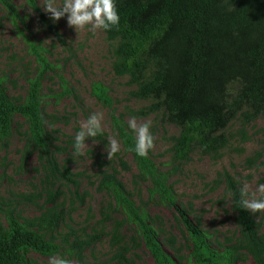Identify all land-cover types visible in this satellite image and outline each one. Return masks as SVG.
Segmentation results:
<instances>
[{
  "label": "rangeland",
  "instance_id": "obj_1",
  "mask_svg": "<svg viewBox=\"0 0 264 264\" xmlns=\"http://www.w3.org/2000/svg\"><path fill=\"white\" fill-rule=\"evenodd\" d=\"M9 1L18 20L15 24L11 22L0 6V85L10 100L22 101L27 79L34 75L37 65L28 43L42 49L43 57L53 66L40 89L43 127L57 166L75 183L59 178L51 186L44 184L36 151L24 148L27 124L20 116L13 115L8 136L0 138V230L6 228L7 216L33 225L43 221L39 229L36 226L32 229L56 246V251L46 256L26 251L23 259L32 264H48L50 257L56 255L71 260L72 264H154L133 227L124 221L121 213L113 212L110 198L95 190L99 173L107 171L115 173L134 206L146 213L164 252L179 264H191L174 209L161 204L151 194L150 182L138 178L131 156L122 146L108 160L107 137H116L111 117H121L127 127L133 117L138 123L151 121L155 147L147 158L164 175V184L175 205L185 211L192 225L217 250L233 244L237 231L222 173L231 176L240 189L247 184L250 190H255L264 184V115L247 124L231 122L225 130L227 145L219 157L193 152L186 162L171 165L170 139L177 135V128L166 122L161 111L144 117L137 115L149 101L133 98L130 92L134 86L127 84V77L113 73L111 46L102 30L78 35L64 16L59 21L52 20L63 41L59 43L39 25L24 0ZM34 1L50 18L43 9V0ZM98 88L106 102L98 98ZM93 112L104 114L103 134L95 138L96 142L86 139L85 155L76 157L73 155L75 134ZM45 191L55 194L53 203L46 201ZM58 212L55 226L49 229L46 225L49 215ZM251 215L261 234L262 214ZM116 222L121 224L116 229L117 239L113 240ZM74 241L85 244L76 249ZM235 255L233 264H255L243 250H237Z\"/></svg>",
  "mask_w": 264,
  "mask_h": 264
},
{
  "label": "trees",
  "instance_id": "obj_2",
  "mask_svg": "<svg viewBox=\"0 0 264 264\" xmlns=\"http://www.w3.org/2000/svg\"><path fill=\"white\" fill-rule=\"evenodd\" d=\"M24 1L35 13L39 25L63 43L52 19L42 13L34 0ZM115 3L119 25L102 30L111 46L112 71L127 77V84L134 86L130 92L133 98L149 101L137 112L138 116L161 111L166 122L177 128V135L170 139L171 165L186 162L193 152L219 157L227 145L225 130L231 122L247 124L264 115V0H115ZM0 6L15 24L18 15L11 2L0 0ZM28 48L37 65L34 75L27 79L23 100H10L0 85V138L8 136L13 115L20 116L27 124L24 148L36 151L44 184L51 186L62 178L75 185L67 172L57 166L43 127L40 89L53 66L38 46L28 43ZM96 92L99 99L107 101L100 88ZM111 122L122 150L135 164L138 178L148 180L151 194L174 209L191 264H233L239 249L255 264H264V214L260 234L259 225L241 205L240 188L231 176L222 173L237 237L233 244L217 250L192 225L185 211L175 205L164 184V175L147 156L141 158L135 153V137L121 117H111ZM119 164L126 169L123 162ZM95 190L110 198L113 212L121 213L133 227L154 264H179L164 252L148 216L134 206L114 172L101 171ZM44 194L46 201L53 203L55 194L46 191ZM59 214L49 215L46 221L49 229L55 226ZM6 220V228L0 230V264H32L22 257L26 251L43 256L56 251V246L45 241L42 233L32 229L35 226L39 229L43 221L33 225L10 216ZM120 224H114L113 240L117 239ZM82 244L85 243L73 242L76 249Z\"/></svg>",
  "mask_w": 264,
  "mask_h": 264
},
{
  "label": "clouds",
  "instance_id": "obj_3",
  "mask_svg": "<svg viewBox=\"0 0 264 264\" xmlns=\"http://www.w3.org/2000/svg\"><path fill=\"white\" fill-rule=\"evenodd\" d=\"M43 9L50 14L55 22L67 16V24L78 33L90 31L96 33L99 30L109 31L119 25L120 17L117 12L115 0H43ZM104 114L93 112L88 119L80 124V130L75 134L74 152L76 157L85 155L87 147L85 140L92 138L93 142L98 135H102ZM128 128L135 134V153L144 158L155 147L154 137L151 134V121L138 123L133 117L128 122ZM106 148L109 161L120 152L121 145L115 136L107 137ZM240 203L251 214H264V184L258 185L255 190H250L246 184L240 189ZM48 264H72V261L62 256H52Z\"/></svg>",
  "mask_w": 264,
  "mask_h": 264
}]
</instances>
